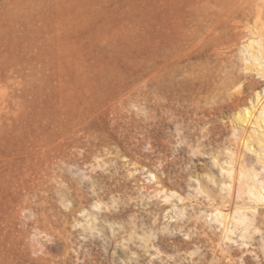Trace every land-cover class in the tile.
<instances>
[{
	"label": "rangeland",
	"instance_id": "1",
	"mask_svg": "<svg viewBox=\"0 0 264 264\" xmlns=\"http://www.w3.org/2000/svg\"><path fill=\"white\" fill-rule=\"evenodd\" d=\"M230 1L0 0V264H264V206L229 240L211 215L249 206L221 167L261 172L235 121L261 26Z\"/></svg>",
	"mask_w": 264,
	"mask_h": 264
},
{
	"label": "bare ground",
	"instance_id": "2",
	"mask_svg": "<svg viewBox=\"0 0 264 264\" xmlns=\"http://www.w3.org/2000/svg\"><path fill=\"white\" fill-rule=\"evenodd\" d=\"M230 5L233 17H236L237 11L247 10V13L254 17V23L261 26L259 31L254 30L253 27L249 28L250 35L246 38L243 47L249 54V59L253 62L249 66V69L256 71L257 74L264 78V0H231ZM179 75V67L170 68L162 66L158 68L155 66L153 68L152 83L163 91L183 89L187 87L190 78L188 75L177 78ZM219 93H225L227 99L235 102L239 100V96L243 93L242 82L239 80L232 81L229 85L223 86ZM256 97L257 99L259 98L258 93H256ZM211 114L209 112L208 115ZM235 121L239 125L242 134V148L255 154L256 161L261 167V172L264 173V95L261 97V103L256 110L253 108H245L243 111L237 112ZM251 138L257 145L255 152L251 150V143H249ZM227 166L226 169L221 167V171H223L228 181V183L222 184V190H225L228 199L234 202L233 193L235 191L233 186H236V199L245 197L249 204V206L243 208L236 206V204L230 213H224L215 209L211 214L214 222L223 229V239L229 240V236L233 235L235 230L246 229L248 220L247 212L254 213L260 206H264V180L262 179L261 172L256 171L254 167L248 170L242 168L235 171L232 162L227 164ZM208 178L212 181L210 176ZM199 191H201L200 188ZM172 195H177V193L171 191V196L168 195L165 199L168 200ZM178 197L179 201L183 202L185 200L181 195ZM183 208V205L179 207L180 211L178 215L182 214ZM240 237L243 238L244 233H241Z\"/></svg>",
	"mask_w": 264,
	"mask_h": 264
}]
</instances>
